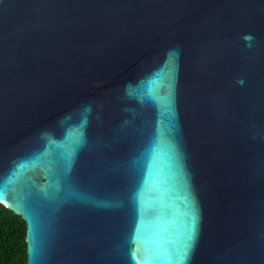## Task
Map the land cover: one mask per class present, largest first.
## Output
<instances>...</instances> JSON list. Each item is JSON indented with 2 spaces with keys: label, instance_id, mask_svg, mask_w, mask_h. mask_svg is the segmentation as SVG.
Returning <instances> with one entry per match:
<instances>
[{
  "label": "water",
  "instance_id": "water-1",
  "mask_svg": "<svg viewBox=\"0 0 264 264\" xmlns=\"http://www.w3.org/2000/svg\"><path fill=\"white\" fill-rule=\"evenodd\" d=\"M0 204L25 264H264V0H0Z\"/></svg>",
  "mask_w": 264,
  "mask_h": 264
},
{
  "label": "trees",
  "instance_id": "trees-1",
  "mask_svg": "<svg viewBox=\"0 0 264 264\" xmlns=\"http://www.w3.org/2000/svg\"><path fill=\"white\" fill-rule=\"evenodd\" d=\"M25 225L0 204V264H25Z\"/></svg>",
  "mask_w": 264,
  "mask_h": 264
}]
</instances>
